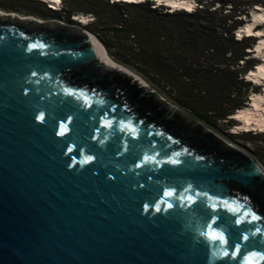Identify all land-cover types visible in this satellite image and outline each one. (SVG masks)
<instances>
[{"label":"water","instance_id":"1","mask_svg":"<svg viewBox=\"0 0 264 264\" xmlns=\"http://www.w3.org/2000/svg\"><path fill=\"white\" fill-rule=\"evenodd\" d=\"M91 33L0 14V264H264V167Z\"/></svg>","mask_w":264,"mask_h":264},{"label":"trees","instance_id":"2","mask_svg":"<svg viewBox=\"0 0 264 264\" xmlns=\"http://www.w3.org/2000/svg\"><path fill=\"white\" fill-rule=\"evenodd\" d=\"M30 1L45 7L46 20L61 21L59 15L62 14H65L68 19L80 13H86V15L90 13L98 17L93 10L79 11L63 4L60 12L47 8L44 3L36 0ZM105 2L110 7L122 6L123 10L145 11L149 15H155L158 11L156 8L153 9L149 3L137 5L111 3L109 0ZM196 3L197 8L192 13L186 11L160 13L159 25L137 22L133 30L131 27L126 30L124 24L127 21L121 18L106 24L105 32L115 36L113 38L117 42L123 41V38L129 40L132 36L137 49L133 48L130 54L137 64L149 65L164 86L173 91L179 89L182 85L181 79L186 78L187 81L183 84L187 86L186 90L192 94L193 98L202 95L207 98L206 113L214 115L216 122L227 121L231 129L235 122L230 117L247 106L249 91L253 88L250 82L245 80V76L257 66V60L251 58L252 53L245 52V49L251 50V47L255 45V40L250 37L236 40L234 32L244 24V19L249 17L255 7H264V0H196ZM201 16L207 18L204 19ZM194 21H201L204 25L193 30L185 26L186 23ZM69 22L73 24V20ZM99 23L100 19H96L90 27H96ZM228 33H232L231 37H224ZM236 45L240 46L239 53L231 49ZM228 53L231 55L226 58ZM236 66L235 72L230 71V67ZM184 71L186 75H182ZM230 75L234 76L233 80ZM237 75H240V80H237ZM234 84H240V86L237 87ZM215 87H218V90ZM208 89H211L213 93L206 96ZM139 112L145 118L165 124L160 116L155 117L153 113H150L151 111L140 109ZM197 121L206 125L205 122L208 120L202 118ZM242 135L264 136L252 133ZM235 192L236 194L243 193L237 189ZM254 203L259 209L264 207V203L259 199H254Z\"/></svg>","mask_w":264,"mask_h":264},{"label":"rangeland","instance_id":"3","mask_svg":"<svg viewBox=\"0 0 264 264\" xmlns=\"http://www.w3.org/2000/svg\"><path fill=\"white\" fill-rule=\"evenodd\" d=\"M63 4L66 7H72L79 11H86L89 12L91 10L95 11L98 14V17L95 15H89V19L92 23H95L96 19H100V23L96 27H90L89 25L86 29L90 32H92L107 48L111 58L117 62V64L133 71L138 76H141L149 85L150 87L154 88L157 92H159L162 96H164L167 100H169V103L174 104L186 111H188L195 119L202 120V118H206L208 121L205 122L206 126L216 132L217 134L222 135L223 137L227 138L230 142L237 145L238 148L246 151L247 153L251 154L263 167H264V136L261 137H255L253 135H237L234 134L231 129H229V125L227 121H215L214 115H210V113H206L205 107L207 98H205L204 95L196 98L192 97V94L189 93L186 89V85L183 83L187 81L186 78L181 79L182 85L179 89H175L174 91L171 89H167L164 86V83L161 82L158 77L155 76L153 73L151 67L149 65H139L137 64V61L133 59L130 52L133 48H135L136 42L135 39L133 40V37L131 36L129 40L124 39L123 41H116L115 36H113L110 33L105 32V25L111 23L112 21L119 20L123 18L127 22L124 24V29L128 30L130 27L133 30V26L137 22H149L151 24L159 25V14L165 13L162 10H158L155 15H149L145 11H135V10H123L122 6L118 7H110L107 6L105 0H63ZM194 6V5H193ZM153 8V7H152ZM0 9L11 12L16 11L19 12L22 15H28V16H36L44 19L45 21H52V20H46L47 18L45 15L47 14V11L45 7L39 4H35L30 0H0ZM155 9V8H153ZM86 14V13H85ZM59 17L62 19L61 21L67 25H72L69 20H73L72 18L68 19L65 14L59 15ZM201 18H207L206 16H201ZM248 19H244V26L247 24ZM170 25V24H169ZM202 24L201 21H194V22H188L185 24L188 28L191 30L193 29H199ZM242 28V27H240ZM263 30L262 27H259L258 30ZM232 33L225 34L224 37H231ZM122 37V35H121ZM258 41H255V46L258 45ZM108 45V46H107ZM120 45V46H118ZM250 48V46H249ZM137 49V48H135ZM231 49L235 53L240 52V46H232ZM256 50V49H255ZM254 50V47H251V50L245 49L246 53H252ZM230 53L226 55V58L230 57ZM251 58H255L257 60V66L261 64V61L256 57V54H251ZM262 60V59H261ZM240 64H243L242 62H239ZM255 66L253 69H256ZM252 69V70H253ZM237 70L236 67H230V71L235 72ZM185 74V71L182 75ZM187 74V73H186ZM185 74V75H186ZM250 74V73H248ZM237 80H240V75H237ZM230 78L233 80L234 76L230 75ZM236 80V83H237ZM217 85L218 82H216ZM237 87L240 86V84H234ZM218 90V87H215ZM263 87H254L249 91L250 96L253 94H261L263 92ZM245 91V89H243ZM206 96L209 94H212L213 91L211 89H208ZM218 92V91H217ZM251 100V98H250ZM249 100V102H250ZM250 105V104H249ZM247 104V106H249ZM246 106V107H247ZM235 126L238 125V122L235 121ZM233 127V128H234Z\"/></svg>","mask_w":264,"mask_h":264},{"label":"bare ground","instance_id":"4","mask_svg":"<svg viewBox=\"0 0 264 264\" xmlns=\"http://www.w3.org/2000/svg\"><path fill=\"white\" fill-rule=\"evenodd\" d=\"M36 1L41 2V3H46L54 10H59L60 4H61V0H36ZM113 1L114 2L115 1L139 2L141 0H113ZM157 1L159 4L171 6L174 10H181V9H185L187 11L193 10V3L190 0H157ZM256 8H258V9L257 10L253 9L254 12L251 11L252 21L248 20V22L245 26L242 25L241 26L242 28L240 29L239 34H242L244 32L248 35H251L253 32H257L256 36L261 37V41L258 43L254 53H256L257 58L262 59L263 64L262 65L259 64L256 69H253L252 72L249 74L248 78L253 79L255 82L261 83L264 85V31H261L260 29L259 30L256 29L254 31L255 27H257L258 25L264 24V7H256ZM12 13H15V12H8V11L0 9V14L10 15ZM15 14H17L19 17H23L26 19H28V17H32V16H28V15H22L20 13H15ZM74 16H75V18L73 19V21H77V23H79V25L83 29L86 30L89 23H91V20L89 19V17H87L86 14H82V13L75 14ZM33 17L39 23H47L48 22V21H45L44 19H42L40 17H36V16H33ZM91 35H92L94 42L100 48V50L102 52V56L106 61H108L109 63H111L114 66L121 67V68L131 72L135 76H137V77L141 78L143 81H145L141 76H138L133 71L117 64V62H115L111 58V56H110L107 48L105 47V45L93 33H91ZM147 85H149V84L147 83ZM162 97L165 100H167L164 96H162ZM167 101L169 102V100H167ZM231 120H236V121L242 120V124H238L235 127L233 132H242V131H249V130L256 131L258 129L260 131L264 132V90L261 94L251 95L250 105L247 107H244L243 109L234 113L232 115ZM218 135H220V134H218ZM220 136L226 142L232 144L235 147H238L237 145L230 142L227 138L223 137L222 135H220Z\"/></svg>","mask_w":264,"mask_h":264},{"label":"snow or ice","instance_id":"5","mask_svg":"<svg viewBox=\"0 0 264 264\" xmlns=\"http://www.w3.org/2000/svg\"><path fill=\"white\" fill-rule=\"evenodd\" d=\"M40 119L43 120V116H41ZM61 135H63V132H61ZM157 210H159V209H157ZM252 219L256 220V219H259V217H256L255 215H253ZM213 239H218V240H221V242L226 243L223 236H214Z\"/></svg>","mask_w":264,"mask_h":264},{"label":"clouds","instance_id":"6","mask_svg":"<svg viewBox=\"0 0 264 264\" xmlns=\"http://www.w3.org/2000/svg\"><path fill=\"white\" fill-rule=\"evenodd\" d=\"M195 2H196V0H194ZM62 5H63V0H61V9H62ZM46 6V5H45ZM48 8V7H47ZM253 11V10H252ZM87 17H89V15H86ZM75 18V16L73 15V17H72V19H74ZM246 19V18H245ZM60 21V20H59ZM92 24V22L91 23H89V25H91ZM88 25V26H89ZM87 26V27H88Z\"/></svg>","mask_w":264,"mask_h":264},{"label":"flooded vegetation","instance_id":"7","mask_svg":"<svg viewBox=\"0 0 264 264\" xmlns=\"http://www.w3.org/2000/svg\"><path fill=\"white\" fill-rule=\"evenodd\" d=\"M88 87H90V85H88Z\"/></svg>","mask_w":264,"mask_h":264}]
</instances>
